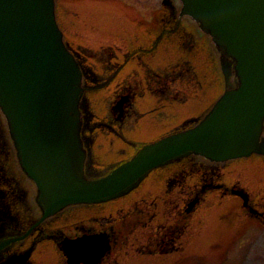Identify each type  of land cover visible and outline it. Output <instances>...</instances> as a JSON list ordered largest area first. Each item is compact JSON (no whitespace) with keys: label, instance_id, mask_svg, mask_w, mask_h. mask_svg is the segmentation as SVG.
Segmentation results:
<instances>
[{"label":"flooded vegetation","instance_id":"1","mask_svg":"<svg viewBox=\"0 0 264 264\" xmlns=\"http://www.w3.org/2000/svg\"><path fill=\"white\" fill-rule=\"evenodd\" d=\"M86 2L88 0H56V17L64 42L82 74L80 111L84 125L81 140L86 153L84 170L104 175L130 159L143 145L200 118L212 105L206 103L221 86L212 82L209 89L213 94L208 98L207 95L203 97V87L197 82L198 92L202 94V102L197 105L205 106L204 113L196 119H182L180 123L169 121L181 116L171 114L172 117L167 118L170 105L176 104L185 115V90L188 88L185 73L179 82L173 77L166 78L161 88L154 91L147 82L148 88L143 87L136 93L129 80L132 75H141L140 64L167 61L169 54L175 57L174 50L176 55L178 51L174 46L178 39L185 38V27L159 29L160 35L147 43L135 35L130 39L104 35L102 41L111 42V45L93 50L83 46L81 39L84 32L93 35L104 31L100 23L103 16L101 9L90 8ZM181 13L180 0H162L159 14L175 19L178 24L188 22L203 35L218 58L209 37ZM153 18L154 15L149 21ZM155 30L149 28L146 32ZM187 43L190 45L192 41L189 39ZM182 62L185 64V60ZM174 90L179 92L180 98H170ZM99 91L104 95H98ZM198 98L194 102H198ZM140 99L145 107L141 106ZM137 108L146 110L133 118L130 112ZM147 117L159 122L153 130L145 123L139 124V119ZM163 117L166 121L162 123L160 118ZM0 118L8 147L5 157L8 168L0 163V264H261L247 261L245 251L231 258L228 245L233 241L235 229L245 232L248 225H255L256 229L264 230V200L259 197L264 193L251 180V176L264 180V163H254L247 170L249 177L246 179L252 194L238 181L215 184L211 176L215 173L206 168L248 158L212 162L190 156L153 170L125 196L100 204L70 205L45 216L39 204L37 185L19 162L1 112ZM253 156L264 161V156ZM190 159L199 160L200 167L186 173L183 164ZM3 167L6 175H12L6 182ZM185 174L192 177L185 178ZM223 187V194L207 199V193H216ZM225 195L232 199V206L241 208L243 213L206 215V211L214 210L215 198L222 199ZM225 244L227 249L224 250Z\"/></svg>","mask_w":264,"mask_h":264},{"label":"water","instance_id":"2","mask_svg":"<svg viewBox=\"0 0 264 264\" xmlns=\"http://www.w3.org/2000/svg\"><path fill=\"white\" fill-rule=\"evenodd\" d=\"M181 2V14L219 54L225 90L194 126L96 177L84 170L82 74L63 41L55 0H0V112L45 216L122 197L154 169L190 156H264V0Z\"/></svg>","mask_w":264,"mask_h":264},{"label":"rangeland","instance_id":"3","mask_svg":"<svg viewBox=\"0 0 264 264\" xmlns=\"http://www.w3.org/2000/svg\"><path fill=\"white\" fill-rule=\"evenodd\" d=\"M70 1V0H67ZM161 2L162 0H96V1H90L86 2V5H89L90 8H96L97 10L101 9L100 12L103 16V20L100 22L102 29L104 31L94 33L93 35L87 34L86 32L83 33L84 38L81 39V43L83 46L91 48L93 50H96L99 46H110L111 42H105L102 41V36L112 35L115 37H125L128 36L127 39L133 38L131 35H135L138 38H141L143 41L146 40H152L155 39L157 35H160L159 29L161 30L166 29L170 30L172 28H182L185 27V38L184 36L181 39L177 40V44L174 46L175 49L178 51L176 55V51L174 50V56L171 57V54H169V58L166 60H162L161 62H156L153 65H139V73L141 75L135 76L132 75L131 79L129 80V84L134 85V91L137 93L139 89L143 90L145 88H148L147 82L149 83V86L154 90L157 88H161V84L166 81V78L173 77L174 81H181L180 79L185 77V86L187 90H185V93L187 95V102H185V115L181 114V110L179 109V106L174 104L173 106H169V109L171 111L168 112V117L171 118V114H180L179 118H173L172 120L174 123H180L178 121L182 119H196L198 115L201 112L204 111L205 106H198L197 103H201V94L198 92L197 83L195 84V80H192V78L197 79V77L205 76V78L212 79L213 75L216 73L218 77H215L214 80H217V82H220V85L223 83L222 77L219 75L220 68L217 63V54L215 53L214 49L210 47V45L207 43L206 39H204L203 35L194 27H192L188 22L185 21L184 23H177L175 19L167 18L164 16H161L160 9H161ZM91 3V4H90ZM154 18L152 21H149L151 17ZM156 17V18H155ZM151 20V19H150ZM169 20V21H168ZM138 23H142L139 25ZM144 24V25H143ZM149 28L156 29L155 31L148 33L146 32ZM183 33H180L182 35ZM185 39V43L183 40ZM192 41V43L189 45L187 43V40ZM185 44V45H184ZM147 47V46H146ZM203 53V55H201ZM200 54V55H199ZM185 55V58L182 57ZM185 60V64L182 62ZM152 64V63H151ZM173 66V67H172ZM199 69L202 71V73L199 72ZM193 71V72H192ZM185 73V76L183 77V74ZM124 76V75H123ZM137 77V78H135ZM219 79V80H218ZM207 80V79H206ZM213 80V81H214ZM205 81V80H204ZM170 82V81H168ZM211 81L209 80L208 85H210ZM195 85V86H194ZM160 86V87H159ZM195 90V94H194ZM223 90V87L220 88L219 92L215 94L212 100L210 102L206 103H213L216 99L215 97L221 94ZM146 91V90H145ZM152 91V90H151ZM211 90L208 88L207 90V97H212L213 92H210ZM174 95H171L170 98L174 99L176 97L180 98L181 95H178V91L174 90ZM98 95H104L102 91L97 92ZM210 93V94H209ZM199 99L198 102H194L197 98ZM159 99V96L157 97ZM142 99H140L141 101ZM138 102V101H137ZM141 106L145 107L143 105V101H141ZM139 104V105H140ZM205 104V103H204ZM211 105V104H210ZM140 107V106H139ZM146 110V108H137L136 110H131L132 117L135 118L136 114H139L140 112ZM165 108L163 109V111ZM206 111V110H205ZM204 111V112H205ZM203 112V113H204ZM148 119V120H147ZM139 124L142 122L145 123L148 128L151 127L153 130L155 126L158 125V120L155 121V119L151 117L147 118H141L138 120ZM160 121L163 123V121H166V118H160ZM168 121V120H167ZM172 122V123H173ZM138 124V125H139ZM175 125V124H174ZM6 137H5V131L4 126L2 124V120L0 118V163H4L5 167L8 168L6 165V154L8 151V147L5 143ZM200 161L195 159L186 160L183 164V167L185 169V172L188 173L189 170L195 169L197 166L200 167ZM257 163H264L262 159H258L257 157L253 156L251 158L245 159L240 162L236 163H230L227 165L218 166L216 168L212 166H206L208 169V172H214L215 174H211L212 178L215 179V184H223V183H233L238 181L239 185H241L244 188H248V192H250V184L246 179V176L249 177L247 174V170L250 168L252 164ZM4 168V182L7 181V179L11 176L6 175V168ZM181 166L176 167L175 170H179ZM9 169H12V167H9ZM210 176V177H211ZM192 176L189 174H185V178H191ZM208 177V176H207ZM13 178H16L13 176ZM1 179V176H0ZM251 180L253 183H257V188L262 189L264 193V180L263 179H257L253 176H251ZM263 180V181H262ZM210 181H207V183ZM225 188H221L219 191L209 192L207 195L209 196L207 199L213 198L212 195H221L223 194ZM251 193V192H250ZM227 194V193H226ZM252 194V193H251ZM262 200H264V194H261L259 196ZM253 201H256L255 198H252ZM232 199L230 197L223 196L222 199L219 197L215 198V208L214 210L206 211V215L210 216V214H242L243 210L241 208H238L237 206L234 207L231 204ZM229 204V207H226V205ZM236 204V203H235ZM204 213V214H205ZM96 215H105V214H96ZM228 223V221H226ZM255 225H248L247 231L245 232H239L238 230L235 231L233 236V241L230 245H228V255L231 256V258H235L236 254H239L241 251H245L246 259L247 261H251L252 263H261L264 264V230L256 229ZM261 231V232H259ZM232 232V233H233ZM258 232V233H257ZM237 233V234H236ZM242 233V234H241ZM253 233V236L252 234ZM257 233V234H256ZM247 237V238H246ZM243 240V241H242ZM226 244L224 245V250ZM237 249H240L236 252ZM244 255V253H243Z\"/></svg>","mask_w":264,"mask_h":264},{"label":"trees","instance_id":"4","mask_svg":"<svg viewBox=\"0 0 264 264\" xmlns=\"http://www.w3.org/2000/svg\"><path fill=\"white\" fill-rule=\"evenodd\" d=\"M192 72H193V71H192ZM199 72L202 73V71H201L200 69H199ZM197 79H198V80H196L195 78H194V79L192 78V80L200 81L202 84H204L205 81H207V80H206L207 78H205V76H201V77L198 76ZM204 80H205V81H204Z\"/></svg>","mask_w":264,"mask_h":264}]
</instances>
